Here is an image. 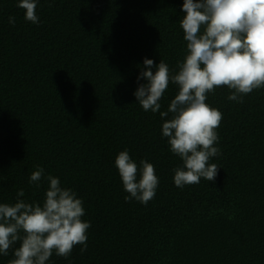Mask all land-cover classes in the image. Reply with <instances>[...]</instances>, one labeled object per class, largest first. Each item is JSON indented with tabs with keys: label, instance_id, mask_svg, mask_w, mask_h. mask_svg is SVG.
<instances>
[{
	"label": "trees",
	"instance_id": "trees-1",
	"mask_svg": "<svg viewBox=\"0 0 264 264\" xmlns=\"http://www.w3.org/2000/svg\"><path fill=\"white\" fill-rule=\"evenodd\" d=\"M182 3L38 0L32 24L16 0H0V203H15L18 189L42 202L44 176L39 187L28 182L39 166L76 192L90 222L86 249L53 253L48 264H264V88L242 102L224 85L207 94L222 114L210 159L218 174L183 188L172 182L181 161L161 137L159 111L132 94L145 57L177 70ZM176 92L169 81L160 110ZM124 149L154 166L159 183L146 204L124 199L114 166Z\"/></svg>",
	"mask_w": 264,
	"mask_h": 264
},
{
	"label": "clouds",
	"instance_id": "clouds-1",
	"mask_svg": "<svg viewBox=\"0 0 264 264\" xmlns=\"http://www.w3.org/2000/svg\"><path fill=\"white\" fill-rule=\"evenodd\" d=\"M37 4L38 0H16L24 10L23 18L32 24L39 23ZM180 10L186 45L177 70L170 72L163 60L154 63L145 57L143 66L138 65L132 94L145 112L159 111L161 137L181 161L173 169L172 182L183 188L201 179L214 181L218 174L219 167L210 159L219 155L216 129L222 114L206 103L207 94L224 85L228 100L242 102L244 95L264 88V0H183ZM8 23H15L11 15ZM169 81L177 92L166 110H160ZM114 166L128 193L126 201L146 204L154 197L159 180L152 163L142 159L138 166L124 149L116 155ZM42 176L47 181L42 202L20 199L24 191L18 189L15 203H0V255H8L9 247L20 241L8 264H48L53 253L67 258L75 245L81 251L87 247L90 222L82 220L81 198L63 187L59 177L44 175L39 166L28 182L39 187Z\"/></svg>",
	"mask_w": 264,
	"mask_h": 264
}]
</instances>
